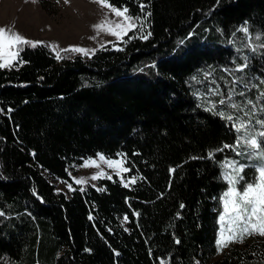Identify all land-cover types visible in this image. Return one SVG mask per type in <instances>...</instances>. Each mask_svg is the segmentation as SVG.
<instances>
[{
    "label": "trees",
    "instance_id": "obj_1",
    "mask_svg": "<svg viewBox=\"0 0 264 264\" xmlns=\"http://www.w3.org/2000/svg\"><path fill=\"white\" fill-rule=\"evenodd\" d=\"M104 1L136 18L120 42L0 61V264H264L258 239L214 261L221 163L264 123V0ZM98 154L133 184L58 189Z\"/></svg>",
    "mask_w": 264,
    "mask_h": 264
},
{
    "label": "rangeland",
    "instance_id": "obj_2",
    "mask_svg": "<svg viewBox=\"0 0 264 264\" xmlns=\"http://www.w3.org/2000/svg\"><path fill=\"white\" fill-rule=\"evenodd\" d=\"M137 25L126 8L104 0H0V61L2 67L15 64L22 46L44 44L56 54L70 51L91 55L109 42H120ZM212 103V102H211ZM236 156L227 158L222 175L228 188L222 196L218 248L221 253L253 239L264 240V123L246 126L240 122ZM252 167L250 174L245 169ZM71 181L55 180L59 190L69 192L75 184L97 185L100 178L118 177L131 185L123 156L103 154L84 159L70 167Z\"/></svg>",
    "mask_w": 264,
    "mask_h": 264
},
{
    "label": "bare ground",
    "instance_id": "obj_3",
    "mask_svg": "<svg viewBox=\"0 0 264 264\" xmlns=\"http://www.w3.org/2000/svg\"><path fill=\"white\" fill-rule=\"evenodd\" d=\"M264 78V77H263Z\"/></svg>",
    "mask_w": 264,
    "mask_h": 264
}]
</instances>
